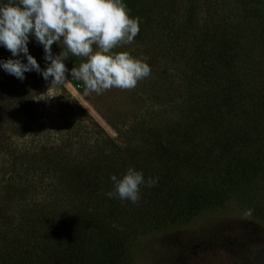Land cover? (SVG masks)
Instances as JSON below:
<instances>
[{"label":"trees","instance_id":"trees-1","mask_svg":"<svg viewBox=\"0 0 264 264\" xmlns=\"http://www.w3.org/2000/svg\"><path fill=\"white\" fill-rule=\"evenodd\" d=\"M124 2L139 18L128 54L151 71L108 119L117 137L76 101L50 120L42 76L0 69V264H135L138 237L232 199L264 224V0ZM28 48L45 68L43 46ZM129 167L157 182L135 204L109 199Z\"/></svg>","mask_w":264,"mask_h":264},{"label":"clouds","instance_id":"clouds-1","mask_svg":"<svg viewBox=\"0 0 264 264\" xmlns=\"http://www.w3.org/2000/svg\"><path fill=\"white\" fill-rule=\"evenodd\" d=\"M124 0H0V46L11 52L0 59V69L21 81L25 73H39L49 88L66 83V73L83 81L85 95L105 90L134 88L150 74V66L127 52L113 53L121 44H130L139 32V18L131 17ZM30 37L43 46L46 67L41 68L29 53ZM58 42L61 51L53 54ZM61 44L63 47H61ZM95 46V50L93 48ZM21 54L26 58L20 57ZM70 57L82 58L79 66L67 69ZM112 189L109 199L130 201L140 199L141 186L157 182L129 167L121 176L110 175Z\"/></svg>","mask_w":264,"mask_h":264},{"label":"rangeland","instance_id":"rangeland-1","mask_svg":"<svg viewBox=\"0 0 264 264\" xmlns=\"http://www.w3.org/2000/svg\"><path fill=\"white\" fill-rule=\"evenodd\" d=\"M134 44L133 40L130 44L118 45L112 52H133L137 48ZM81 59L70 57L65 61L66 68L78 67ZM65 75L66 83L62 86L49 88L50 84L43 81L36 99L40 113L50 120H59L67 105L76 101L111 137H117L108 119H115L135 106L139 82L132 89L111 88L101 94L85 95L83 81L72 78L70 73ZM262 246L264 224L250 214L246 204L232 199L187 222L138 237L134 243V259L135 264H255L256 250Z\"/></svg>","mask_w":264,"mask_h":264}]
</instances>
